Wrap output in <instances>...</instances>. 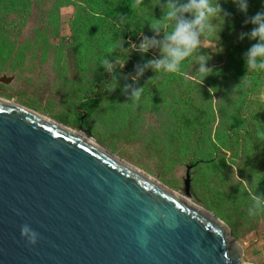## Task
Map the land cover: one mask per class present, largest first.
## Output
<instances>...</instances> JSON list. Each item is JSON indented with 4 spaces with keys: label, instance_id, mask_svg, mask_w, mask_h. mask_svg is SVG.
Returning <instances> with one entry per match:
<instances>
[{
    "label": "water",
    "instance_id": "1",
    "mask_svg": "<svg viewBox=\"0 0 264 264\" xmlns=\"http://www.w3.org/2000/svg\"><path fill=\"white\" fill-rule=\"evenodd\" d=\"M190 195V168L180 193L0 97V264H246L229 226Z\"/></svg>",
    "mask_w": 264,
    "mask_h": 264
},
{
    "label": "trees",
    "instance_id": "2",
    "mask_svg": "<svg viewBox=\"0 0 264 264\" xmlns=\"http://www.w3.org/2000/svg\"><path fill=\"white\" fill-rule=\"evenodd\" d=\"M165 2L166 0H143L140 6L133 7V0H0V76L10 73L16 78L31 80L33 78L31 72L34 73L36 68L47 60L48 50L55 47L54 40L59 38L60 49L64 48L78 66L86 62L88 53L93 49L103 57L112 58L113 63L116 61L114 75L118 86L115 91L106 90L113 74H109L105 69L91 77L89 86L77 104L81 112L91 115L109 104L113 95L123 89L126 77L129 79L135 75L136 65H143L147 60L159 57L158 49H152L142 56L139 52L131 50V44L138 45L143 36L151 38L155 35L150 27L151 20L161 18L163 15L161 5ZM219 2L221 5L226 3L225 0ZM69 5L75 8L71 24L72 33L69 36H61L60 10ZM225 32L222 34L225 35ZM156 38L162 39L163 32ZM61 50L54 53L60 54ZM197 51L199 54H206L203 47ZM246 51L245 39H239L225 58L236 86L241 84L237 89L240 95L239 102L233 108L234 113L230 115L231 121L224 129L226 133L224 137L221 135L211 137L206 122L197 125L190 122L188 116L191 113L189 109L191 94L183 101L180 99L179 104H172L165 96L161 106L163 113L171 111L175 113L177 107L183 105L174 114L177 119L175 130L165 134L167 142L174 149L159 156L162 165L166 168L167 164L172 167L191 164L192 178L196 172L217 161V166L213 167L214 172L209 178L207 194L210 195L203 199L206 207L229 226H234V215L237 212L244 221H249L253 225L264 216V213L256 217L247 215L251 195L264 197V141L257 137L258 132H264V101L251 100L258 87L264 85V71L247 74L243 59ZM195 56L196 54L182 63L179 74L154 73L151 69L146 70L138 79L140 86L144 87L141 97L153 93L154 90L164 91V88L175 83L184 95L193 93L197 86L186 77L185 70L195 60ZM56 59L65 61L62 55ZM123 63L124 67L120 68ZM246 75L247 79L242 81ZM182 122H186L185 131L179 129ZM174 144H179L181 154L176 150L178 146ZM152 145H157L153 138L150 141L145 139L143 156L155 155ZM155 151L159 152L158 149ZM228 151L230 156L227 155ZM188 152L189 157L185 158L184 154ZM131 158L147 171L165 174L163 166L160 171H153L137 155H132ZM220 160L222 163L219 165ZM234 170H237L236 175ZM194 180L196 181L195 178ZM216 181L222 182L223 185Z\"/></svg>",
    "mask_w": 264,
    "mask_h": 264
},
{
    "label": "rangeland",
    "instance_id": "3",
    "mask_svg": "<svg viewBox=\"0 0 264 264\" xmlns=\"http://www.w3.org/2000/svg\"><path fill=\"white\" fill-rule=\"evenodd\" d=\"M221 6L230 15L224 17V22L220 21L221 26L217 36L203 38L201 42V47L206 50L205 55L209 57L207 66L212 69V73L206 76L201 83L196 74L199 67L196 63L197 55L192 64L185 70L186 77L191 79L198 87L194 88L193 93L184 95L175 83L173 86L169 85L164 88V91L158 90L155 92L154 90L153 93L141 97L137 104H133L129 99L130 92H125L123 87L121 91L119 90L118 93L113 95L109 104L104 105L102 109L91 115H87L78 109L77 104L89 86L91 77L104 71L100 63L105 57L91 49L86 62L82 66H78L64 48L60 49L61 38H59L54 40L55 47L48 50L47 60L41 63L42 66H38L34 73L31 72L33 74L31 80L16 78L15 75L10 73H4L0 76V97L25 105L55 121L85 132L103 147L140 168L142 167L132 160V155H137L140 159H143L153 171H160L164 166L159 156L174 149L167 142L165 134L175 130L177 119L174 114L183 107V105L177 107L175 113L172 111L163 113L161 110L162 100H165L163 97L167 96L168 101L175 104L180 99L182 101L187 99L188 95L191 94L192 100L189 105L191 113L188 118L195 125L206 122L213 138L226 135L224 129L231 121L230 115L234 111V106L239 102L240 95L238 90L234 91L237 86L230 68L226 66L225 58L230 49L237 44L240 34L249 32L252 29L253 25L245 24V20L257 12L264 11V0H248L247 13L240 12L232 1L227 0ZM74 12L75 8L72 5L61 8V36H69L72 33L71 24ZM213 23H217V21H213ZM223 31H226L225 35L222 34ZM245 42L248 49L256 41L245 38ZM59 50L62 51L60 54L59 52L54 53ZM61 55L65 58L64 62L56 59ZM108 59L113 62L112 58ZM31 74L28 73V75ZM125 81V85L141 87L138 80L134 82L131 77L126 78ZM210 88L212 89L211 92L209 91ZM251 100L255 102L264 101V85L258 87ZM212 115H214L213 118ZM185 127L186 122L180 123V130H187ZM151 138L157 143V145H152L155 157L143 156L145 139L150 141ZM174 145L178 146L179 144ZM155 149H158L159 152H156ZM176 150L181 154L179 146ZM189 153L184 154V157L188 158ZM227 155L230 156L229 151ZM171 160H173L172 156ZM221 163L220 160L219 165ZM216 166L217 161H214L209 167L193 175L196 181L193 177L191 178L193 184L191 185L190 198L206 209L208 208L203 197L210 195L207 194L209 178L214 172L213 167ZM188 168L191 169V164L176 167L167 164L166 168L164 167V175L142 169L157 177L169 187L180 193H185ZM219 172H221V169ZM233 172L236 175L237 170ZM216 182L223 185L222 182ZM208 210L214 213L212 210ZM234 221V226H229L224 222L229 226L230 236L242 248V261L246 264H264V216L256 225H253L249 221H244L241 214L237 212L234 215Z\"/></svg>",
    "mask_w": 264,
    "mask_h": 264
},
{
    "label": "clouds",
    "instance_id": "4",
    "mask_svg": "<svg viewBox=\"0 0 264 264\" xmlns=\"http://www.w3.org/2000/svg\"><path fill=\"white\" fill-rule=\"evenodd\" d=\"M142 3L143 0H133L132 6L138 7ZM232 3L240 12L247 13L248 0H232ZM161 7L163 15L160 19L153 18L150 24L155 35L151 38L143 36L138 45L131 44V50L139 52L142 56L152 49H158L159 57L149 59L143 65H136L135 75L131 76V79L134 82L137 81L148 69L154 73L179 74L182 63L196 54V63L199 65L196 74L202 83L203 79L212 73V69L207 66L209 57L199 54L197 50L201 48L203 38L218 35L220 21L224 22V17L230 14L224 11L219 0H166ZM213 21H217V23H213ZM245 24H251L253 27L249 32H242L239 39L247 38L250 41H256L243 54L247 74L262 72L264 71V11L257 12L247 18ZM161 32H163V38L157 39L156 37L160 36ZM109 53H111V49ZM100 65L106 72L113 74L106 90L115 91L118 86L117 78L114 75L117 68L116 61L113 63L105 57ZM124 65L125 63L120 68H123ZM246 79L247 75L242 81ZM239 85L234 91L239 88ZM211 90L210 88L209 91L211 92ZM124 91L130 92L131 103L137 104L141 99L144 87L125 85ZM257 137L260 141H264V132H258ZM250 199L251 204L247 215L256 217L258 214L264 213V197L252 194ZM21 236L26 238L29 244L34 245L37 242L38 233L25 224L21 227Z\"/></svg>",
    "mask_w": 264,
    "mask_h": 264
}]
</instances>
